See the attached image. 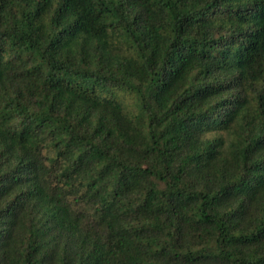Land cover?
Here are the masks:
<instances>
[{"label": "trees", "instance_id": "16d2710c", "mask_svg": "<svg viewBox=\"0 0 264 264\" xmlns=\"http://www.w3.org/2000/svg\"><path fill=\"white\" fill-rule=\"evenodd\" d=\"M0 264H264V0H0Z\"/></svg>", "mask_w": 264, "mask_h": 264}]
</instances>
